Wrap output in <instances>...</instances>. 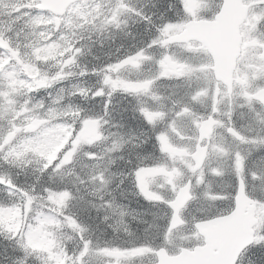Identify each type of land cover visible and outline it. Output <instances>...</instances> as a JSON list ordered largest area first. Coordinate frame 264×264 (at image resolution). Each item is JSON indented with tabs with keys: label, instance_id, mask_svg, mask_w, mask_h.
Instances as JSON below:
<instances>
[{
	"label": "snow or ice",
	"instance_id": "obj_1",
	"mask_svg": "<svg viewBox=\"0 0 264 264\" xmlns=\"http://www.w3.org/2000/svg\"><path fill=\"white\" fill-rule=\"evenodd\" d=\"M0 264H264V0H0Z\"/></svg>",
	"mask_w": 264,
	"mask_h": 264
}]
</instances>
